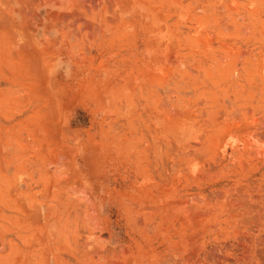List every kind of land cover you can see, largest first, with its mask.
<instances>
[{
  "label": "rangeland",
  "instance_id": "374dc122",
  "mask_svg": "<svg viewBox=\"0 0 264 264\" xmlns=\"http://www.w3.org/2000/svg\"><path fill=\"white\" fill-rule=\"evenodd\" d=\"M0 264H264V0H0Z\"/></svg>",
  "mask_w": 264,
  "mask_h": 264
},
{
  "label": "bare ground",
  "instance_id": "6f19581e",
  "mask_svg": "<svg viewBox=\"0 0 264 264\" xmlns=\"http://www.w3.org/2000/svg\"><path fill=\"white\" fill-rule=\"evenodd\" d=\"M91 1V0H90ZM7 16V15H6Z\"/></svg>",
  "mask_w": 264,
  "mask_h": 264
}]
</instances>
